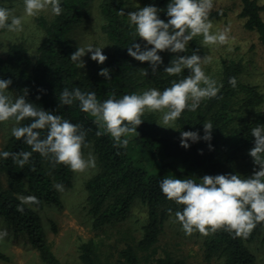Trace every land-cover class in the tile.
Segmentation results:
<instances>
[{
  "label": "trees",
  "instance_id": "trees-1",
  "mask_svg": "<svg viewBox=\"0 0 264 264\" xmlns=\"http://www.w3.org/2000/svg\"><path fill=\"white\" fill-rule=\"evenodd\" d=\"M13 1L0 0V6L10 8ZM234 1L240 3L239 16L244 20V28L255 32L264 48V4L258 0ZM93 2L63 0L61 15L38 16L36 23L43 38L35 53L32 54L24 42L10 43L7 53L0 56V78L11 79L10 93L22 95L27 89V101L80 125L86 133V145H82L81 151L92 149L96 157V171L84 186V206L94 230L120 226L136 206L143 208L145 217L141 221L140 236L132 228L117 227L120 237L113 243L108 244L105 239L99 243L93 238L82 241L79 264H191L160 245L167 223L177 222L175 211L183 206L167 200L158 182L164 177L193 178L199 182V177L205 174L250 176L253 169L259 167L248 154L254 141L250 130L264 124V92L258 85L243 80L248 69L242 58L221 57L210 65L202 64L205 73L223 85L215 97L202 100L195 112L186 109L175 121V129L159 125V113L145 111L137 133L122 137L128 142L120 145L104 132L95 117L79 109L78 101L70 106L61 105L60 92L64 88L78 87L84 92L94 91L100 101L109 97L118 99L148 88L163 90L170 87L173 80L188 75V70L171 76L163 72L176 55L166 50L159 53L163 64L155 73L147 61L140 62L128 55L127 47L135 39L140 42L128 22V0H101L99 8L104 21L101 29L111 48L103 52L107 56L103 64L89 58L84 67L79 68L70 60L77 50L71 34L83 23ZM167 3L168 0H143V7L154 4L162 10ZM120 10L125 15L120 14ZM227 15L226 9H217L210 12L209 19L215 21ZM159 17L167 19L164 11L159 12ZM200 40V36L194 37L180 55L197 51L202 56ZM105 67L109 69L110 79L98 75ZM143 69H147V76L141 75ZM232 77L236 79L234 87L229 83ZM207 121L214 127L211 141H189L187 149L180 145L181 131L199 130L203 136V123ZM27 123L28 119L21 121V124ZM97 131L101 134L97 135ZM209 143L213 146L211 150ZM21 150L31 151V147L23 143L22 138L12 137L11 129L6 131L0 151ZM71 177L72 170L67 165L54 164L38 152H33L23 166L11 156L0 158V220L15 237H26L44 264H67L57 256L47 239V228L51 224L55 231L57 228L46 210L63 207V191L54 185L61 184L64 190L71 184ZM19 195H34L38 203L25 204L24 211H18ZM197 234L207 262L264 264V221L256 223L246 237L224 228ZM260 251L262 255L258 254ZM0 256L3 255L0 253Z\"/></svg>",
  "mask_w": 264,
  "mask_h": 264
},
{
  "label": "clouds",
  "instance_id": "clouds-1",
  "mask_svg": "<svg viewBox=\"0 0 264 264\" xmlns=\"http://www.w3.org/2000/svg\"><path fill=\"white\" fill-rule=\"evenodd\" d=\"M63 0H23V12L28 17H35L42 12H50L54 16L61 15ZM214 7V0H168L165 9L154 4L137 8L127 13L130 27L134 28L135 39L128 47L127 53L140 62L147 61L152 72L163 64L159 54L162 51L174 53L169 64L163 68L168 75L180 74L188 70V75L178 81L173 80L170 87L163 90L148 88L141 93L125 94L121 98L109 97L98 100L94 91L84 92L74 87L64 88L59 95L61 105H72L78 101L79 109L95 117L96 122L109 134L115 142L126 145L128 134L137 133V126L142 123L141 116L145 111L160 112L159 125L174 128L175 121L187 109L195 112L205 98L215 97L222 84L208 76L202 64L210 63L211 58L201 56L197 51L191 55H180L194 37L202 36L203 45L225 44L228 41L229 28L212 31L213 24L209 14ZM164 11L167 19H161L159 12ZM120 14L125 15L123 10ZM0 29L9 33L23 30V17L15 15L13 10L0 6ZM151 46V47H149ZM105 46L87 44L78 46L70 56V60L79 68L84 67L83 57L103 64L107 56L102 49ZM98 75L110 79L108 68H101ZM141 75L147 76V69ZM11 79L0 78V122L15 121L11 128V136L29 145L31 151H0V158L11 156L20 166L25 165L33 152L48 158L54 164L63 163L74 172H84L96 166L95 157L89 153L85 158L81 152L86 145V133L78 124H73L52 111L36 107L25 99L27 89L22 95L9 94ZM229 83L236 85L235 77ZM29 120L27 124L21 121ZM213 123H203V136L197 131H181L180 145L187 149L189 141H211ZM41 130H46L42 133ZM254 137L253 147L248 154L255 165L250 176L224 173L193 178L164 177L159 183L161 192L167 200L182 205L175 211V220L179 222L185 235L195 231L207 234L218 228L234 231L237 236H247L256 223L264 221V124H257L250 130ZM101 132L97 131V135ZM209 149L213 147L208 144ZM57 190L63 191L61 184H55ZM18 211L23 212V205L38 203L34 195H19ZM171 212V209H169ZM6 229H0V240L7 236Z\"/></svg>",
  "mask_w": 264,
  "mask_h": 264
},
{
  "label": "rangeland",
  "instance_id": "rangeland-1",
  "mask_svg": "<svg viewBox=\"0 0 264 264\" xmlns=\"http://www.w3.org/2000/svg\"><path fill=\"white\" fill-rule=\"evenodd\" d=\"M101 0H94L88 11L87 17L83 23L76 26L71 34L74 44L77 46H86L93 44L97 46H105L102 51H108L111 48L110 42L106 35L102 32L103 17L100 12ZM260 4H264V0H258ZM143 7V0H128L126 12L136 11L137 8ZM15 15L23 17V30L18 33H9L0 29V56L7 53L8 46L13 42H24L29 51L34 54L39 46L43 32L36 23V18L41 15L51 17L50 12H42L35 17H28L23 12V0H14L13 6L10 7ZM226 9L228 15L225 18L211 21L213 24L212 31H220L229 28L227 43L203 45L202 36L200 43L203 48V56L211 58L210 63L221 57L242 58L247 65V74L243 77L244 81L256 84L264 92V48L260 44L257 34L244 28V20L239 16L240 3L234 0H214L213 10ZM264 18V11L262 12ZM90 58V54H86L83 60L86 62ZM13 97L14 93H10ZM160 115L161 113L157 112ZM15 121L0 122V148L6 131L10 130ZM85 158L91 153L94 157L92 149L81 151ZM96 158V157H95ZM96 162V160H95ZM96 171L89 168L84 172H74L72 170L71 184L67 185L63 190L61 197L63 207L61 209H47L46 215L50 217L56 224L57 230L53 229L52 224L47 228L46 236L57 256L67 264H79V245L82 241L90 238L95 242L105 239L107 243H113L120 237L117 227L132 228L135 234H141V221L145 217L142 206H136L131 216L126 221L120 223L117 227H108L105 231H96L92 228L89 215L84 206L85 191L84 186ZM119 225V224H117ZM0 229L7 230V236L0 240V264H44L38 251L31 245L26 237L20 235L15 237L11 229L0 220ZM118 231V232H117ZM198 231L191 235H185L177 222H169L165 227V233L161 236L160 245L172 250L175 254L186 258L191 264H219L217 261L207 262L204 254L200 249V238ZM262 255V251L258 252Z\"/></svg>",
  "mask_w": 264,
  "mask_h": 264
}]
</instances>
